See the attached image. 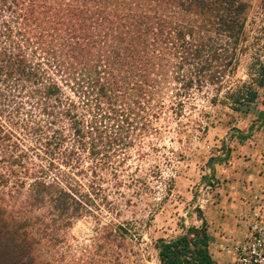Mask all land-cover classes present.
<instances>
[{
    "label": "trees",
    "instance_id": "trees-1",
    "mask_svg": "<svg viewBox=\"0 0 264 264\" xmlns=\"http://www.w3.org/2000/svg\"><path fill=\"white\" fill-rule=\"evenodd\" d=\"M244 10L241 0H0V264H62L93 205L73 175L85 159L92 176L115 170L113 147L140 144L136 127L154 130L168 95L181 110L194 87L220 92ZM256 77L219 103L238 111L256 100L264 54ZM195 217L154 242L155 264H215L198 208Z\"/></svg>",
    "mask_w": 264,
    "mask_h": 264
},
{
    "label": "rangeland",
    "instance_id": "rangeland-1",
    "mask_svg": "<svg viewBox=\"0 0 264 264\" xmlns=\"http://www.w3.org/2000/svg\"><path fill=\"white\" fill-rule=\"evenodd\" d=\"M241 1L242 40L235 48L234 74L224 75V88H233L237 80L251 83L263 60L264 0ZM217 87L192 88L180 98L181 110H170L165 97L155 129L143 133L136 127L140 144L113 147L117 155L110 161H121L115 170L101 168L92 176L86 169L90 160H84L83 173L73 176L93 205L70 229L62 264H155L154 242L177 236L179 225L198 226L197 208L220 240L221 254L226 242L240 237L242 207L264 188V82L255 87L256 100L238 111L219 103L225 89L217 93ZM238 135L248 138L240 141ZM216 157L220 164L208 163Z\"/></svg>",
    "mask_w": 264,
    "mask_h": 264
},
{
    "label": "built area",
    "instance_id": "built-area-1",
    "mask_svg": "<svg viewBox=\"0 0 264 264\" xmlns=\"http://www.w3.org/2000/svg\"><path fill=\"white\" fill-rule=\"evenodd\" d=\"M241 235L223 245L229 264H264V188L248 198L238 216Z\"/></svg>",
    "mask_w": 264,
    "mask_h": 264
},
{
    "label": "crops",
    "instance_id": "crops-1",
    "mask_svg": "<svg viewBox=\"0 0 264 264\" xmlns=\"http://www.w3.org/2000/svg\"><path fill=\"white\" fill-rule=\"evenodd\" d=\"M206 221V219L204 218ZM207 225V233L210 237V243H209V253L214 261L215 264H227V260L230 258L228 254H221V252L218 251L217 247H220V240L215 238V234L212 229V225L206 224Z\"/></svg>",
    "mask_w": 264,
    "mask_h": 264
}]
</instances>
